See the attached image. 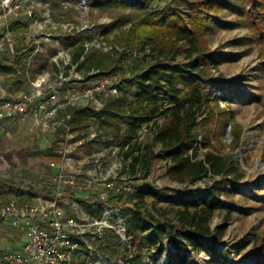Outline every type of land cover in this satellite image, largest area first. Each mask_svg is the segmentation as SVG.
Instances as JSON below:
<instances>
[{
    "label": "rangeland",
    "instance_id": "374dc122",
    "mask_svg": "<svg viewBox=\"0 0 264 264\" xmlns=\"http://www.w3.org/2000/svg\"><path fill=\"white\" fill-rule=\"evenodd\" d=\"M122 1L120 4L97 5L84 0V11L80 14L74 7L76 1L65 0L66 7L63 8L68 11V15L56 9L51 12L52 19H71L95 27L104 24L106 32L99 42L101 45L105 43L106 46H112L108 42L114 39L120 28L126 30L130 26L127 23L117 27L112 23L134 17L138 13L139 0ZM260 1V14L250 13L251 9L254 10L250 8L252 0L221 1L216 17L201 35L205 45L218 54L217 67L212 68L211 72L220 74L230 83L224 90L215 92L216 100L209 101V107L217 118L215 123L223 120L222 131L213 137V150L222 155L233 154L241 177L236 189L222 192L221 203L214 208L207 221L212 232L220 231L219 248L230 250V253L222 254L215 260L205 251H188L189 259L196 264H252L254 255L264 256V0ZM46 3L51 4L50 0H26L22 7L33 6L35 13L40 15ZM11 20L27 22V30H12L11 39L4 41L0 47V63H7L19 47L32 42L36 44L37 52L48 55L46 66L37 74L48 75L52 82L56 80L60 69H65L67 75L70 74V69L64 63L66 54L71 55L70 52L59 44L57 37H41L36 34L50 32L49 24L34 25L22 10ZM91 41L98 43L97 39ZM61 48L64 49V54H58V49ZM176 60H185L184 53L178 54ZM128 65L129 62H126L122 69L112 72L109 70L103 74L111 76V80H118L123 73L128 74ZM83 77L88 83H96L102 79V76L96 75ZM27 81L25 78L16 86L7 80V75H0V100L12 99L16 90L27 89ZM222 96L226 99H222ZM36 119L31 115L0 119V183H9L16 189L15 192L6 190L0 193V206L9 199L26 201L25 198L29 197V200L41 194L45 184H53L57 167L50 165L51 160L60 164L67 162L71 170L78 173L93 174L113 181L111 196L117 194L116 188L142 180L160 187L181 186L170 180L165 173L169 159L162 156L155 155L151 159L146 178H140V170L132 175L127 161L122 159L119 146L111 138V131L91 114L84 116L83 126L80 128L65 117L47 124ZM162 120L163 117L159 115L155 122L159 124ZM138 140L141 143L151 140L149 125L141 128ZM233 141L238 143L234 148ZM159 148L160 143L155 142L152 151L157 153ZM206 150L207 148H200L199 157H203ZM207 182H211V179L204 177L197 184L204 185ZM119 192V202L112 203L127 218L128 208L121 204L135 197H132L131 190L121 189ZM78 193L72 197L64 196L61 200L66 217L82 221L96 215L99 202L95 196L83 198ZM143 205L168 230L178 224L177 210L185 208L175 201L172 191H169L167 197L160 199L145 198ZM187 208L192 210L193 207ZM145 234L141 233L136 238L132 234L125 238L116 234L119 246L118 257L114 258L115 264H120L121 260L134 254L145 260L154 257L158 263L176 260V250L167 243L166 237L157 244H149L140 239ZM86 239L95 244V250L100 251L102 244L96 237L94 240L91 234H87ZM24 240L21 230L0 217V251L17 249ZM159 247H162L160 252ZM83 260L92 262L91 257Z\"/></svg>",
    "mask_w": 264,
    "mask_h": 264
},
{
    "label": "trees",
    "instance_id": "16d2710c",
    "mask_svg": "<svg viewBox=\"0 0 264 264\" xmlns=\"http://www.w3.org/2000/svg\"><path fill=\"white\" fill-rule=\"evenodd\" d=\"M63 1L50 0L51 8L68 15ZM221 1L139 0L136 16L112 23L117 27L127 23L130 26L126 30L120 28L108 42L113 45L106 52L96 46L84 50V41L92 40L94 34L103 38L104 24L59 37V44L70 52L76 70L85 76L91 69L106 73L122 69L126 62L129 65L128 74L123 73L117 80L118 94L107 96L98 108L68 106L59 109L57 118L69 115V120L80 128L84 116L93 115L111 131V138L119 146L132 175L140 170V178H146L151 159L155 155L162 156L169 159L165 173L181 185L160 187L145 180L130 183L135 199L121 204L129 211L125 218L128 233L134 238L146 233L140 239L149 244H157L166 237L167 243L176 250V260L158 263L154 257L145 260L134 254L121 260L120 264H196L189 259L188 251H205L215 260L230 253V250L219 248L220 231L212 232L207 226L214 208L221 203L222 192L236 189L241 177L233 154L215 152L212 143L214 135L222 131L223 120L215 123L217 118L209 101L216 100L215 92L224 90L230 83L220 74L211 72L217 67L218 54L205 45L201 35L216 17ZM89 2L104 5L123 1ZM260 5V0H252L250 8L254 10L250 13H262ZM27 26V22L12 21L10 29L25 32ZM35 47L32 42L19 47L7 63H0V75H7V80L17 85L25 78H34L46 66L48 58L45 52H34ZM180 53H184L185 60H176ZM222 99L226 98L222 96ZM159 115L163 120L158 124L155 119ZM144 125H149L151 140L141 143L139 131ZM155 142L160 143L157 153L152 151ZM237 144L233 141L232 147ZM200 148H207L203 157H199ZM204 177L210 178L211 182L197 184ZM6 190L16 191L13 185L0 183V193ZM169 191L178 204L185 206L177 210L178 224L170 230L143 205L145 198L167 197ZM120 197L121 192H117L110 201L118 203ZM188 206L193 207L192 210ZM101 244L100 251L118 257V237L112 230L102 236ZM161 250L159 247L158 252ZM254 256L252 264H264V256Z\"/></svg>",
    "mask_w": 264,
    "mask_h": 264
},
{
    "label": "built area",
    "instance_id": "2783aa9c",
    "mask_svg": "<svg viewBox=\"0 0 264 264\" xmlns=\"http://www.w3.org/2000/svg\"><path fill=\"white\" fill-rule=\"evenodd\" d=\"M24 1L26 0H0V47L13 36L11 19L17 17L20 10L34 25L49 24L50 32H36L41 37H57L59 41L62 35L95 28V25L81 24L71 19L53 20L50 3H46L42 13L37 15L33 6L22 7ZM62 5L66 7L64 1ZM84 6V0H76L74 5L80 14L84 11ZM36 34L31 35L36 37ZM101 37L94 34L93 39L98 40L97 44L85 40L84 50L96 46L104 52L109 51L112 46H106L105 43L101 45ZM34 52H37L36 47ZM58 54H64V49H58ZM64 63L70 69V74L67 75L65 69H60L53 82L44 73L36 74L34 78H28L25 91L12 99L0 100V119L31 115L37 121L47 124L56 122L59 109L68 106L98 108L107 96L118 94L116 78L111 80V76L91 69L88 77L96 75L102 76V79L96 83H88L83 74L76 70L71 55L66 54ZM64 117L69 120V115L62 118ZM50 165L57 167L54 182L45 184L41 194L26 201L9 199L0 206V217L21 230L25 236L19 248L0 251V264H115L114 257L95 250V244L86 239V235L91 234L94 240L96 237L101 242L102 236L109 230L122 238L129 234L121 209L114 207L110 201L114 182L93 174L78 173L71 170L67 162L60 164L51 160ZM116 189L118 192L121 189L129 191L130 185ZM77 192L87 193L89 197L95 196L99 202L96 215L82 221L66 217L61 200L64 196H75ZM85 257H91L92 262H85Z\"/></svg>",
    "mask_w": 264,
    "mask_h": 264
},
{
    "label": "crops",
    "instance_id": "0c3cea01",
    "mask_svg": "<svg viewBox=\"0 0 264 264\" xmlns=\"http://www.w3.org/2000/svg\"><path fill=\"white\" fill-rule=\"evenodd\" d=\"M12 21H13V22H14V21H19V22H21L20 20H12ZM16 86H17V84H16ZM25 90H26V88L16 90L14 96L18 95L19 93H21V92H23V91H25ZM77 193H78V192H77ZM78 195L81 196V197H83V198H89L88 194H87V193H84V192H79Z\"/></svg>",
    "mask_w": 264,
    "mask_h": 264
}]
</instances>
